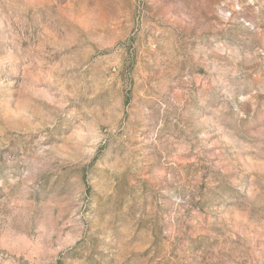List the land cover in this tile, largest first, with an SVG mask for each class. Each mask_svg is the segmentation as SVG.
<instances>
[{"label":"rangeland","instance_id":"374dc122","mask_svg":"<svg viewBox=\"0 0 264 264\" xmlns=\"http://www.w3.org/2000/svg\"><path fill=\"white\" fill-rule=\"evenodd\" d=\"M0 264H264V0H0Z\"/></svg>","mask_w":264,"mask_h":264}]
</instances>
